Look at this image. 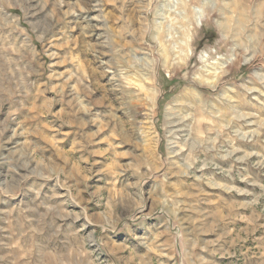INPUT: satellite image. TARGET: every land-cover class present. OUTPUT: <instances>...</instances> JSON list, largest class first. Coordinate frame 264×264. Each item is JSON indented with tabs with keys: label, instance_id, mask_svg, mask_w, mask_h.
Returning a JSON list of instances; mask_svg holds the SVG:
<instances>
[{
	"label": "rangeland",
	"instance_id": "1",
	"mask_svg": "<svg viewBox=\"0 0 264 264\" xmlns=\"http://www.w3.org/2000/svg\"><path fill=\"white\" fill-rule=\"evenodd\" d=\"M0 264H264V0H0Z\"/></svg>",
	"mask_w": 264,
	"mask_h": 264
}]
</instances>
